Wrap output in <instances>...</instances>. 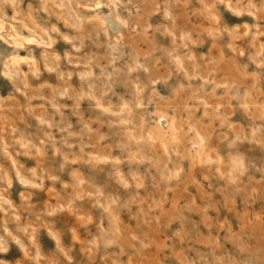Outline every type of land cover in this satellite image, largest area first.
Wrapping results in <instances>:
<instances>
[{"label": "clouds", "instance_id": "9594fccd", "mask_svg": "<svg viewBox=\"0 0 264 264\" xmlns=\"http://www.w3.org/2000/svg\"><path fill=\"white\" fill-rule=\"evenodd\" d=\"M0 264H264V0H0Z\"/></svg>", "mask_w": 264, "mask_h": 264}]
</instances>
